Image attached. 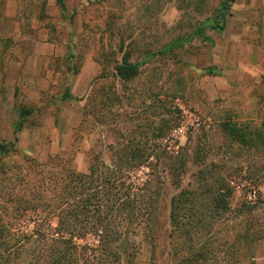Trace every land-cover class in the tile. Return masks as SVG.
<instances>
[{"label": "rangeland", "instance_id": "rangeland-1", "mask_svg": "<svg viewBox=\"0 0 264 264\" xmlns=\"http://www.w3.org/2000/svg\"><path fill=\"white\" fill-rule=\"evenodd\" d=\"M6 1L0 5V222L30 237L21 250H42L34 217L13 213L6 194L27 158L44 163L74 153L77 170L87 173L100 160L136 156L146 161L128 179L137 187L151 182L155 235L149 241L131 235L133 264H178L169 251L191 257L189 248L202 243L205 264H247L251 255L264 264V100L256 105L247 97L251 90L236 85L243 79L233 72L239 49L228 44L244 33L228 23L222 32L206 26L202 36L192 34L222 2L229 15L234 0H63L65 10L56 0L12 1L11 9ZM10 10L7 34L2 14ZM178 37L189 38L165 50ZM123 59L139 65L129 79L115 74ZM201 173L212 186L225 184L219 192L231 191L229 209L215 219L187 212L186 224L215 221L210 235L194 243L191 232L158 237L156 223L173 229L171 201L182 190L184 206L211 205Z\"/></svg>", "mask_w": 264, "mask_h": 264}, {"label": "trees", "instance_id": "trees-1", "mask_svg": "<svg viewBox=\"0 0 264 264\" xmlns=\"http://www.w3.org/2000/svg\"><path fill=\"white\" fill-rule=\"evenodd\" d=\"M56 1L61 10H65L64 1ZM226 5V2H222L219 9L199 23L192 34L202 36L206 26L216 31L223 30ZM188 38L174 39L165 50L181 46ZM155 54L151 53L150 56ZM138 69L137 63L123 59L116 66L115 74L119 78L129 79L137 74ZM69 97L71 95L64 96L65 99ZM134 157L110 158L108 165L101 164L100 160V164L89 167L87 173L77 170L74 153L68 156L55 155L44 163L35 161L33 157L27 158L26 171L16 175L15 183L10 184L6 194L13 203V213H31L34 217L37 222L35 233L42 250H21V242L30 237L23 231L11 233L6 223L0 222V264H133L136 251L130 241L131 235L143 233L148 241L155 235L152 231L155 201L149 191L151 182L146 180L137 187L136 183L128 179V171L146 161ZM201 177L202 189L211 194V205L198 208L184 206L185 202H181L187 191L182 190L171 201L170 220L173 229L167 233L162 225L156 223L158 237L168 238L172 234L182 237L191 232L189 237L194 243V239L203 236L202 233L211 231L215 221L204 223L201 221L203 218H188L186 224L184 220H187V212L193 214L189 215L193 218L195 214L201 216L200 212H204L205 217L215 219V216L221 217V212L229 209L227 198L231 191L225 189L226 193L219 192L225 184L218 182L212 186L208 176ZM16 185L23 187L16 191ZM52 220H55V227H52ZM202 223L204 232L200 229ZM88 235L95 237L96 244L88 241ZM248 238L252 240L253 236ZM202 244L189 248L190 251L194 250L191 257L178 251L168 253L172 258H178L181 264H205L208 255L201 249ZM212 244L209 245V251Z\"/></svg>", "mask_w": 264, "mask_h": 264}, {"label": "crops", "instance_id": "crops-1", "mask_svg": "<svg viewBox=\"0 0 264 264\" xmlns=\"http://www.w3.org/2000/svg\"><path fill=\"white\" fill-rule=\"evenodd\" d=\"M12 1L18 0H7L9 9L12 8ZM4 13L2 21L5 22L3 25L8 34L13 17L11 10ZM228 23L231 27L234 25V33H244L243 40L234 36L228 41L230 47L239 49L235 52L233 72L243 79L242 83L236 85L249 88L251 92L247 97H251L256 105L263 106L260 101L264 100V0H234L229 15H225L224 29ZM258 260L253 256L247 264H259ZM177 263L181 264L180 261Z\"/></svg>", "mask_w": 264, "mask_h": 264}, {"label": "built area", "instance_id": "built-area-1", "mask_svg": "<svg viewBox=\"0 0 264 264\" xmlns=\"http://www.w3.org/2000/svg\"><path fill=\"white\" fill-rule=\"evenodd\" d=\"M256 197V196H255Z\"/></svg>", "mask_w": 264, "mask_h": 264}]
</instances>
